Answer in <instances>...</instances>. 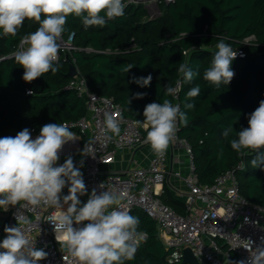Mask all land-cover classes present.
Segmentation results:
<instances>
[{"label": "trees", "instance_id": "16d2710c", "mask_svg": "<svg viewBox=\"0 0 264 264\" xmlns=\"http://www.w3.org/2000/svg\"><path fill=\"white\" fill-rule=\"evenodd\" d=\"M125 3V14L103 27L85 30L80 18H67L62 38L66 40L72 34L77 50L71 56L89 90L111 98L124 116L143 121L148 103L164 99L174 102L173 97L165 96V85L175 87L178 79L182 81L177 69L187 62L198 75L191 82L182 81L178 91L177 102L189 121L187 126L179 124V136L191 146L199 183L212 184L220 173L243 164L235 170L239 192L249 202L264 207V170L250 164L255 153L239 155L222 136L229 125L237 131L248 127V115L264 99V0H158L160 14L156 17H150L142 4L129 0ZM38 26L25 20L15 37L0 34V137H14L24 128L40 133L45 124L76 121L86 115L83 100L66 88L71 78L67 76V61H57L60 68L54 75L49 72L30 83L22 79L24 69L11 53L22 37ZM222 38L244 56L232 61L235 75L230 84L217 88L203 79V73L210 67L216 44ZM249 38L253 41L246 42ZM128 64L134 67L124 73L122 69ZM149 74L153 79L147 87L131 82L133 77ZM197 85L200 95L186 101L187 91ZM29 89L33 95L27 94ZM137 92L147 95L134 99ZM186 102L195 107L185 108ZM159 199L177 213H184V205L170 195L166 186ZM130 214L139 217L138 230L148 236L135 258L125 264H182L177 250L162 243L152 219L138 208ZM218 243L225 248L220 240ZM239 261L240 257L231 252V264Z\"/></svg>", "mask_w": 264, "mask_h": 264}, {"label": "clouds", "instance_id": "9594fccd", "mask_svg": "<svg viewBox=\"0 0 264 264\" xmlns=\"http://www.w3.org/2000/svg\"><path fill=\"white\" fill-rule=\"evenodd\" d=\"M126 7L125 0H0V34L15 37L25 20L38 23L35 31L22 37L20 47L14 53L15 62L24 69L22 79L30 83L46 73L54 75L59 71L58 54L69 15L80 18L87 30L90 26L103 27L107 21L122 17ZM216 49L210 67L204 70L203 79L218 88L221 84L229 85L233 79L235 73L231 64L238 52L223 38L216 44ZM133 67L128 64L122 70L127 73ZM177 71L183 82H191L198 75L187 62L180 63ZM152 79L149 74L133 77L131 82L147 87ZM182 81L178 79L175 87L165 85V96L175 97ZM200 92L199 85L192 87L186 93V101L199 96ZM27 94L34 92L29 89ZM146 95L137 92L133 98L142 99ZM184 107L192 109L195 105L186 102ZM143 116V121L136 120L135 123L146 130L144 143L161 158L175 139L178 123L187 126L189 122L181 105L169 99L148 103ZM247 119L248 127L237 131L229 125L222 136L239 155L245 156L248 151L255 153L250 161L252 168L264 170V152L260 151L264 149V99ZM121 120L122 116L105 115L103 125L107 140L112 138L107 133L120 134ZM233 134L235 138L229 139ZM74 136L66 123H49L40 128L35 139L28 128L14 137H0V209L7 212L10 206L17 205L19 209H54L45 221L51 223L55 239L77 264L132 261L148 234L138 230L139 217L130 214L123 203L127 192L106 190L98 194L93 189L88 194L80 168L76 167L72 156L56 166L60 150L74 140ZM91 151L92 148L86 145L83 155ZM80 166H83V160ZM66 186L68 194L61 196ZM100 187L104 188L103 184ZM86 194L88 199L82 203L79 196ZM19 209L14 213L16 225L4 226L6 235L0 242V264H38L48 255L43 248H36L26 234L25 226H29L31 220ZM251 243L248 241L245 248L251 249ZM252 251L254 254L247 264H264V246ZM237 264H245V261Z\"/></svg>", "mask_w": 264, "mask_h": 264}, {"label": "built area", "instance_id": "2783aa9c", "mask_svg": "<svg viewBox=\"0 0 264 264\" xmlns=\"http://www.w3.org/2000/svg\"><path fill=\"white\" fill-rule=\"evenodd\" d=\"M162 1L169 3L173 0ZM129 2L137 3L136 0ZM61 43L58 61L70 60L75 65L71 54L77 48L72 44V34L66 40L62 38ZM19 47L20 42L15 51ZM15 51L11 54L14 55ZM237 52V56H244L242 51ZM75 69L77 73L70 78L66 88L74 90L83 100L86 115L76 121L63 122L75 136L74 140L67 142L60 150L56 166L62 165L68 156L76 157L81 154L80 158L73 161L80 168L87 193L90 194L93 189L98 194L106 190L126 191L127 199L123 203L129 211L138 208L152 219L157 224L162 243L167 248H175L181 257L183 250L189 248L200 264H226L233 252L247 264L254 254L252 250L264 246V207L249 202L239 192L235 170L241 169L243 164L220 173L212 184L199 183L191 146L185 138L179 136L178 123L175 139L162 158L154 154L146 166L125 170L107 169L115 161L118 151L147 145L144 143L145 129L137 125L135 120L124 116L121 108L111 98L91 92L76 65ZM177 98L178 93L173 97V103H178ZM106 114L117 118L122 116L120 134L114 136L107 133L112 137L110 140L105 138L103 121ZM30 132L33 139L39 135L34 129H30ZM86 145L92 151L83 155ZM180 167H184L185 173ZM171 175L181 179L187 187L182 214L159 199L162 192L160 186ZM101 184L104 188L100 187ZM67 194L68 186L62 190L61 196ZM79 199L86 203L88 195L79 196ZM66 207L67 205L65 209ZM18 209V205L10 206L7 212L0 209L1 215L6 217L4 226L16 225L14 213ZM19 210L31 220V224L25 226L26 234L36 248H43L48 253L38 264H77L55 239L51 223L45 221V217L53 214L54 209L40 207L33 210L28 207ZM4 226L0 242L6 235ZM219 240L225 248L219 245ZM248 241L252 242V250L245 248Z\"/></svg>", "mask_w": 264, "mask_h": 264}, {"label": "crops", "instance_id": "0c3cea01", "mask_svg": "<svg viewBox=\"0 0 264 264\" xmlns=\"http://www.w3.org/2000/svg\"><path fill=\"white\" fill-rule=\"evenodd\" d=\"M153 155L154 153L148 144L137 148H125L117 152L115 161L108 165L107 169L125 170L135 166H146ZM180 169L185 173L184 167H180ZM164 186L167 187L170 195L174 199L178 200L185 206V201L182 202V198L184 197L186 200L187 187L181 179L176 178L173 175L169 176L168 180L160 186V190L162 191L160 195L164 192ZM226 264H231L230 259L226 260Z\"/></svg>", "mask_w": 264, "mask_h": 264}, {"label": "water", "instance_id": "95a60500", "mask_svg": "<svg viewBox=\"0 0 264 264\" xmlns=\"http://www.w3.org/2000/svg\"><path fill=\"white\" fill-rule=\"evenodd\" d=\"M67 62L69 65V71L67 73V76L73 77L77 73L75 69V65L70 60H68ZM5 220H6V217L4 215H1L0 213V229L3 226ZM182 264H200V263L196 260L192 251L189 248H185L183 250Z\"/></svg>", "mask_w": 264, "mask_h": 264}, {"label": "rangeland", "instance_id": "374dc122", "mask_svg": "<svg viewBox=\"0 0 264 264\" xmlns=\"http://www.w3.org/2000/svg\"><path fill=\"white\" fill-rule=\"evenodd\" d=\"M137 3L142 4L148 11L150 17H156L160 14L158 8L157 0H136ZM248 41H253V38L247 39ZM185 201V198H182V202Z\"/></svg>", "mask_w": 264, "mask_h": 264}]
</instances>
